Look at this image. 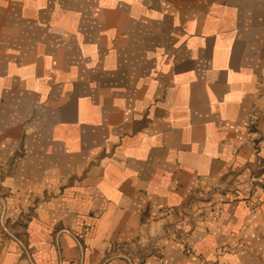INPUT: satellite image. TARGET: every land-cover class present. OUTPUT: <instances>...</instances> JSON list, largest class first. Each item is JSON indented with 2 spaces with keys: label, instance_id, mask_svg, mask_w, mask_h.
Masks as SVG:
<instances>
[{
  "label": "crops",
  "instance_id": "0c3cea01",
  "mask_svg": "<svg viewBox=\"0 0 264 264\" xmlns=\"http://www.w3.org/2000/svg\"><path fill=\"white\" fill-rule=\"evenodd\" d=\"M262 157L264 0H0V264H264Z\"/></svg>",
  "mask_w": 264,
  "mask_h": 264
},
{
  "label": "built area",
  "instance_id": "2783aa9c",
  "mask_svg": "<svg viewBox=\"0 0 264 264\" xmlns=\"http://www.w3.org/2000/svg\"><path fill=\"white\" fill-rule=\"evenodd\" d=\"M260 164H259V167L258 169H261V172H259L256 176H255V181L260 184L261 186H264V173H263V170H264V157H262L260 159ZM185 251H189V249H185Z\"/></svg>",
  "mask_w": 264,
  "mask_h": 264
}]
</instances>
